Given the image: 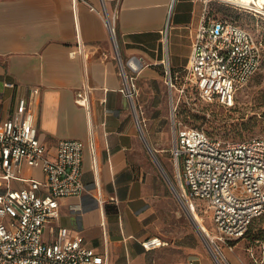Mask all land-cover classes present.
<instances>
[{"label":"crops","instance_id":"0c3cea01","mask_svg":"<svg viewBox=\"0 0 264 264\" xmlns=\"http://www.w3.org/2000/svg\"><path fill=\"white\" fill-rule=\"evenodd\" d=\"M208 4L0 0L2 116L28 90L38 88L34 120L39 139L51 153L59 140L82 143L84 191L58 199L59 217L45 226V240L66 227L69 236L100 254L104 264H212L213 255L195 223L184 220L179 210L167 222L160 216L159 198L174 187L158 178L159 166L151 154L161 155L154 129L160 121L158 97L167 88L164 65L172 71L187 68ZM104 12L114 17L113 37ZM121 67L134 77L143 138L120 91ZM78 92L85 102H78ZM181 205L189 217L191 212L201 218L188 201ZM155 236L165 244L144 249L141 242Z\"/></svg>","mask_w":264,"mask_h":264},{"label":"built area","instance_id":"2783aa9c","mask_svg":"<svg viewBox=\"0 0 264 264\" xmlns=\"http://www.w3.org/2000/svg\"><path fill=\"white\" fill-rule=\"evenodd\" d=\"M102 16L113 37L114 17L105 12ZM260 64V46L249 30L204 14L187 68L172 71L167 62L164 65L165 84L170 93H177L175 101L170 96L171 111L187 85L206 103L234 106L236 92ZM120 74V91L132 104L134 77L123 67ZM38 93V88L28 90L5 117L0 108V264H104L100 254L77 236H69L66 227H59L53 240L43 238L47 223L59 217L58 199L79 196L84 184L82 143L59 140L51 153L39 139L34 120ZM76 95L78 102L86 101L83 92ZM170 154L181 185L180 198L204 202L214 229L199 230L221 255L216 242L231 249V242L242 238L255 218L264 216V137L222 139L173 121ZM164 244L157 236L141 242L144 249Z\"/></svg>","mask_w":264,"mask_h":264},{"label":"rangeland","instance_id":"374dc122","mask_svg":"<svg viewBox=\"0 0 264 264\" xmlns=\"http://www.w3.org/2000/svg\"><path fill=\"white\" fill-rule=\"evenodd\" d=\"M208 5L210 16L233 21L252 33L260 46L261 64L253 77L236 92L234 106L230 108L204 102L197 92L188 85L185 94L180 97L174 113L170 108V96L175 101L176 91L173 90L170 93L169 89L165 87L160 98L158 97L160 108L157 111L160 113V121L154 129V133L158 138V152L161 155L159 154V157L156 155V158L174 187V190L166 189V194L159 198L162 201L158 203V211L166 222L175 218V212L179 210L184 216V220L189 219L191 224L195 225L193 217H189L181 205L186 200L182 198V201L179 198V194L182 192L181 185L170 154L173 121L177 126L200 128L208 135L222 139L243 140L251 137H264V12L257 13L253 9L225 0L209 2ZM137 94V91L134 90L133 101ZM131 110L143 134L144 123L135 101L131 104ZM156 170L158 178L166 182L157 166ZM186 190H188L187 187ZM187 201L196 213L203 217L205 227L208 230H213L211 213L204 212V202L192 198ZM195 226L197 227V225ZM204 239L208 250L210 248L214 253V246L208 239L205 237ZM231 243L230 249L227 244L216 242L221 255L215 252L214 256L220 264H264V216L254 220L243 238ZM212 264L218 263L212 259Z\"/></svg>","mask_w":264,"mask_h":264},{"label":"bare ground","instance_id":"6f19581e","mask_svg":"<svg viewBox=\"0 0 264 264\" xmlns=\"http://www.w3.org/2000/svg\"><path fill=\"white\" fill-rule=\"evenodd\" d=\"M228 2H233L236 4H240L241 6L245 7V8H250L253 9L255 12L257 13H261L264 12V0H225ZM253 6V7H252ZM194 213V212H193ZM191 217H193V221L194 223L201 229L203 230H208L205 225L203 224V221L201 220V218H197L195 215H193L190 212Z\"/></svg>","mask_w":264,"mask_h":264},{"label":"water","instance_id":"95a60500","mask_svg":"<svg viewBox=\"0 0 264 264\" xmlns=\"http://www.w3.org/2000/svg\"><path fill=\"white\" fill-rule=\"evenodd\" d=\"M140 136L143 138V134H142L141 131H140ZM151 154H152V156H153L155 162H157V164H158V166H159V168H160V171H161L162 175L164 176L165 180H167V181L169 182V184L172 186V183L170 182L168 176L166 175V173H164V171L162 170V167H160V165H159V163H158V160H157L155 154H154L152 151H151ZM209 250H210L211 254L214 256L213 251H212L210 248H209ZM214 259L216 260V262H217L218 264H220L219 261H218V259H217L215 256H214Z\"/></svg>","mask_w":264,"mask_h":264},{"label":"trees","instance_id":"16d2710c","mask_svg":"<svg viewBox=\"0 0 264 264\" xmlns=\"http://www.w3.org/2000/svg\"><path fill=\"white\" fill-rule=\"evenodd\" d=\"M212 2H214V1H212ZM208 15L210 16L209 11H208ZM260 217H261V216H260ZM258 218H259V217H258ZM255 219H257V218H255ZM255 219H254V220H255ZM254 220L251 222V224L254 222ZM251 224H250V225H251ZM250 225H249V226H250ZM248 228H249V227H248ZM247 231H248V229H247L246 232L244 233L243 237L245 236V234L247 233ZM243 237H242V238H243ZM240 239H241V238H240Z\"/></svg>","mask_w":264,"mask_h":264}]
</instances>
